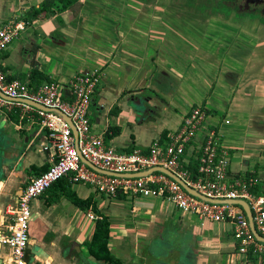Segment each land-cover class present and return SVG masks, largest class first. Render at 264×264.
I'll use <instances>...</instances> for the list:
<instances>
[{
    "label": "crops",
    "instance_id": "1",
    "mask_svg": "<svg viewBox=\"0 0 264 264\" xmlns=\"http://www.w3.org/2000/svg\"><path fill=\"white\" fill-rule=\"evenodd\" d=\"M42 2L0 0V25L24 20V14ZM79 2L76 10L28 22L1 55L5 76L28 85L31 69L36 68L42 80L32 89L56 83L62 98L70 101L74 79L96 72L100 82L88 112L91 132L122 153L164 145L184 115L200 105L208 113L206 126L221 128L222 149L230 159L228 181L248 183L254 194L264 196L262 29L217 20L197 35L183 22L175 25L176 16L171 17L159 3ZM165 15L170 23L162 19ZM216 113H224L231 123L223 126ZM201 136L187 148L185 168L196 166ZM28 137L38 148L21 152ZM53 158L47 131L36 115L19 118L0 111V232L8 225L5 208L14 206L25 186L47 171ZM67 191L89 201L88 207L74 205ZM89 211L109 222L108 247L122 264L134 263L138 255L148 253L153 240L165 243L168 237L174 238V232L179 243L181 239L185 247L191 243L192 249L198 245L200 253L216 264H229L236 247L233 239L230 245L224 242L226 226L232 234L229 223L206 225L161 199L106 197L66 177L32 201L29 237L34 238L30 244L34 251L27 250L33 257L31 264H98L85 246L96 221L87 217ZM171 237L168 241H173ZM171 250L160 252L169 255ZM190 261L184 259L185 264Z\"/></svg>",
    "mask_w": 264,
    "mask_h": 264
},
{
    "label": "built area",
    "instance_id": "2",
    "mask_svg": "<svg viewBox=\"0 0 264 264\" xmlns=\"http://www.w3.org/2000/svg\"><path fill=\"white\" fill-rule=\"evenodd\" d=\"M27 24L20 20L0 25V93L4 96L0 95V111L16 113L19 118L29 113L36 115L39 125L47 131L54 158L47 171L34 177L25 186L14 206H7L4 210L8 225L4 232H0L2 264H26L31 203L66 177L72 183L90 185L98 194L106 197L120 195L161 199L170 202L182 215H193L211 223H229L243 264H246L249 254L264 256V243L253 236L246 214L240 206L206 201H245L255 230L264 237V196L250 193L248 183L228 181L230 159L222 149L221 128L206 126L208 113L204 107L191 108L184 115L181 126L168 133L164 145L155 143L147 151L138 148L128 153L115 151L105 145L102 137L91 132L89 124V107L100 82L96 72L74 79L70 101L62 98L61 88L56 83L32 89L18 80L6 81L1 70V55L20 36ZM21 100L32 101L51 111L36 109ZM57 112L70 120L77 135L76 145L68 122ZM230 123V119L224 117L221 124L226 126ZM199 133L202 136L196 170L191 171L183 166V157ZM81 160L116 175L139 174L153 168H163L203 199L191 195L162 173L153 172L132 178L115 177L98 173ZM87 217L97 219L92 211L87 213Z\"/></svg>",
    "mask_w": 264,
    "mask_h": 264
},
{
    "label": "flooded vegetation",
    "instance_id": "3",
    "mask_svg": "<svg viewBox=\"0 0 264 264\" xmlns=\"http://www.w3.org/2000/svg\"><path fill=\"white\" fill-rule=\"evenodd\" d=\"M144 4L152 5L151 1L154 4H161V6L167 9L170 13L176 14L179 16L181 14H188L189 19L193 23H199L198 21H204L206 24L214 21H233L241 24H256L261 30L262 39L264 40V0H139ZM188 19V18H187ZM240 21V22H239ZM173 241L180 240L177 232L173 233ZM168 237V236H167ZM169 238V237H168ZM167 238V239H168ZM178 243V242H175ZM181 245L173 246L172 253L175 255L176 261H173L174 264H185L184 258H188L190 264H216L212 258L206 257L198 245L193 248L192 251L187 247ZM165 253V251H163ZM163 252L157 251V254L160 256L164 254ZM166 257L164 262L171 264L169 261V255L164 254ZM168 259V260H167ZM194 260V261H193ZM235 260L236 264L242 263V256L237 253L236 247L231 256L229 264H232ZM130 264H152V259L147 252L137 256L134 263ZM246 264H251L249 261ZM256 264H264L261 259H259Z\"/></svg>",
    "mask_w": 264,
    "mask_h": 264
},
{
    "label": "trees",
    "instance_id": "4",
    "mask_svg": "<svg viewBox=\"0 0 264 264\" xmlns=\"http://www.w3.org/2000/svg\"><path fill=\"white\" fill-rule=\"evenodd\" d=\"M80 7L79 0H43L41 5L38 8H31L26 14H24V21L30 22L33 19L37 18H46L53 14L60 13L66 10L78 9ZM34 67V64H33ZM2 69V68H1ZM6 78V81H12L11 79ZM42 79L36 68L31 69L29 74V84L28 87L32 88L33 84H37ZM17 122V119H15ZM189 170H196L195 166H187ZM250 177H247L249 181ZM55 185V184H54ZM249 191L254 194L252 187L249 188ZM255 195H259L256 193ZM67 197L71 202L78 206L79 208H86L89 205V201L81 200L77 198L73 193L67 191ZM110 237V224L105 217L100 215L95 221V227L91 239L85 244L88 255L98 264H122L118 259L111 255V252L108 247ZM261 259L264 263V256L260 255H248L249 263L256 264V262Z\"/></svg>",
    "mask_w": 264,
    "mask_h": 264
},
{
    "label": "water",
    "instance_id": "5",
    "mask_svg": "<svg viewBox=\"0 0 264 264\" xmlns=\"http://www.w3.org/2000/svg\"><path fill=\"white\" fill-rule=\"evenodd\" d=\"M0 95H1V93H0ZM1 96L4 97L3 95H1ZM21 101L26 103V104H28V105H30V106H32V107H34V108H36V109L43 110V111H51L50 109L44 108L43 106L38 105V104H36V103H34L32 101H29V100H21ZM57 113L60 114L61 116H63L61 113H59V112H57ZM63 117L65 118V120L68 122V124L70 126V129H71L72 134H73L74 139H75V145H76V142H77L76 131L73 128L72 124L70 123V120L68 118H66L65 116H63ZM28 138L25 139V141H24V143H23V145L21 147V152H26V151L34 150V149L38 148L37 143H35L34 141L31 143V138H29V139ZM81 161L84 162L89 168H91L92 170H94V171H96L98 173H101V174H104V175H109V176H115V177L132 178V177H140V176L148 175V174L153 173V172L162 173V174L170 177L171 179H173L178 184H180L191 195L199 197L200 199H203L196 192H194L189 187H187L178 177H176L171 172H169V171H167L166 169H163V168H153V169H151L149 171H146L144 173L142 172V173H139V174L116 175V174H112V173L101 171V170L97 169L96 167H94L93 165L85 162L84 160H81ZM206 201H208L210 203H225V204H232V205L240 206L244 210V212L246 214V217H247V219L249 221L250 229H251V232H252L253 236L259 242H263L264 243V237L260 236L257 233V231L255 230V228H254V225H253V222H252L251 212H250L248 204L245 201H242V200H232V201L206 200ZM30 238L31 237H29L27 250H30V251L33 252L34 251V244H32V245H30V244H31L32 240H34V238L33 239H30ZM157 242H158V240H156V239L151 242V244L149 246V250H148V255L151 257L153 264H164L162 261L159 260V255L157 254V251H159V250H157V245H160V244H157ZM189 245L190 244H188V246ZM189 249L191 251L193 250L192 247H190V246H189ZM1 251H2V248H1V245H0V255H1ZM77 251H78V249H77ZM1 260L2 259L0 258V264H2ZM25 260H26V264H31V262L33 261V257H31V255L27 254V252H26ZM86 263L89 264L88 262H86ZM232 264H236L235 260H233Z\"/></svg>",
    "mask_w": 264,
    "mask_h": 264
},
{
    "label": "rangeland",
    "instance_id": "6",
    "mask_svg": "<svg viewBox=\"0 0 264 264\" xmlns=\"http://www.w3.org/2000/svg\"><path fill=\"white\" fill-rule=\"evenodd\" d=\"M151 3H154L153 1H151ZM170 15H171V17H174V16H176V14H172V13H169ZM188 18V19H187ZM162 19L163 20H165L166 22H168V23H170V19H168V21H167V17H166V15L165 16H162ZM173 19H175V20H173V22H175V25H176V22L177 23H179V24H181V22H183V24L185 23L186 24V26H184L185 28H187L189 31H191V32H193V33H196V32H199V33H197V35H199V34H203L204 32H205V30L208 28L207 27V25L208 24H206L204 21H202V22H200V21H198L199 23H193L190 19H189V15L188 14H181V15H179V16H176L175 18H173ZM240 22V21H239ZM264 22V21H263ZM211 24V22L209 23V25ZM179 26V25H178ZM181 33H183V32H181ZM184 34V33H183ZM187 35H189V34H187ZM15 41V40H14ZM197 106H200V105H197ZM217 114V116L220 118V120H222L224 117H225V115H224V113L223 114H220V113H216ZM172 132H174V131H172ZM32 204V203H31ZM178 211V210H177ZM179 212V211H178ZM180 213V212H179ZM193 216V215H192ZM207 224H209L208 222H206V225ZM229 228V229H228ZM231 229H233L232 228V226H231ZM227 232L225 233L224 232V235H225V237H224V242L227 244V245H230L231 244V242H232V234L230 235V227L229 226H226V229H225ZM30 232V231H29ZM231 232H232V230H231ZM170 239V237L168 238V239H166V240H164L165 241V243H163V242H161V241H158L157 242V244H160V245H157V249H160L159 251H161V249H167V247H169V248H173V246H175V245H177V248L179 247L178 245H179V241H177V240H175V241H172V240H170V241H168ZM170 242H178V243H176V244H172V245H169V243ZM180 242H182V243H184L183 242V240L181 239V241ZM161 243L163 244V246H161ZM188 244V243H187ZM189 244H191V243H189ZM165 255H166V253H165ZM175 257V255L172 253V251L169 253V261L171 262V264H174L173 263V261H176V260H178V259H175L174 258ZM165 256H164V254H162V255H160L159 256V260L160 261H162L164 264H168L167 262H164V260H165ZM185 259V258H184ZM168 260V259H167ZM133 262H134V260H132ZM129 262V261H128ZM127 262V263H128Z\"/></svg>",
    "mask_w": 264,
    "mask_h": 264
}]
</instances>
